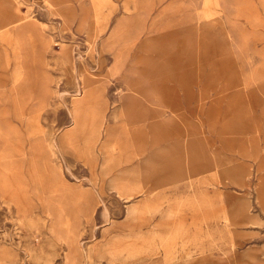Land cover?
<instances>
[{
    "label": "rangeland",
    "instance_id": "rangeland-1",
    "mask_svg": "<svg viewBox=\"0 0 264 264\" xmlns=\"http://www.w3.org/2000/svg\"><path fill=\"white\" fill-rule=\"evenodd\" d=\"M11 1L0 264H264V0Z\"/></svg>",
    "mask_w": 264,
    "mask_h": 264
},
{
    "label": "bare ground",
    "instance_id": "bare-ground-1",
    "mask_svg": "<svg viewBox=\"0 0 264 264\" xmlns=\"http://www.w3.org/2000/svg\"><path fill=\"white\" fill-rule=\"evenodd\" d=\"M149 200H151V198L143 199L142 201L145 202V205H146L147 207H153V206L149 205V203H148ZM131 209H132V208H131ZM131 209H130V210H131ZM130 210H129V211H130ZM130 212H131V211H130Z\"/></svg>",
    "mask_w": 264,
    "mask_h": 264
},
{
    "label": "crops",
    "instance_id": "crops-1",
    "mask_svg": "<svg viewBox=\"0 0 264 264\" xmlns=\"http://www.w3.org/2000/svg\"><path fill=\"white\" fill-rule=\"evenodd\" d=\"M97 1V0H96ZM11 2H13L14 4H16V5H18V0L17 1H11ZM12 33V32H11Z\"/></svg>",
    "mask_w": 264,
    "mask_h": 264
}]
</instances>
